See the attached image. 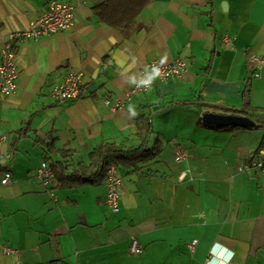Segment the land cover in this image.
I'll list each match as a JSON object with an SVG mask.
<instances>
[{
    "label": "crops",
    "instance_id": "0c3cea01",
    "mask_svg": "<svg viewBox=\"0 0 264 264\" xmlns=\"http://www.w3.org/2000/svg\"><path fill=\"white\" fill-rule=\"evenodd\" d=\"M47 1L0 0V57L8 33L26 29ZM55 1L73 7L72 28L14 41L16 89L0 96V135L7 137L0 153L12 155L0 159V264H206L210 249L207 264H264V172L239 171L258 149L264 120L249 117L253 129L200 124L206 112L230 114L220 109L240 110L245 102L264 112V68L251 78L247 64L248 53L264 55V0H150L125 32L93 16L92 5L105 0ZM223 37L230 45L221 44ZM177 58L187 64L183 77H151L147 92L125 99L140 70ZM69 70L83 73L81 97L58 102L52 87ZM102 97L120 107L111 111ZM185 101L213 108L171 106ZM152 112L147 148L157 143L158 156L140 171H121L115 214L105 204L103 182L64 187L56 181L48 192L18 173L30 172L45 155L62 160L59 152L41 150L48 139L72 155L66 174L89 164L102 142L136 148L135 118ZM178 147L184 148L180 162ZM182 171L187 177L179 181ZM4 173L10 185L1 184ZM131 237L139 254L129 251ZM4 246L18 255L7 256Z\"/></svg>",
    "mask_w": 264,
    "mask_h": 264
},
{
    "label": "built area",
    "instance_id": "2783aa9c",
    "mask_svg": "<svg viewBox=\"0 0 264 264\" xmlns=\"http://www.w3.org/2000/svg\"><path fill=\"white\" fill-rule=\"evenodd\" d=\"M73 25L72 7L65 3H59L50 0L46 3L43 13L36 19L29 22L28 27L24 30L9 33L8 42L4 45L0 60V96L7 97L11 95L15 89V81L17 78V70L15 67V54L13 51V42L24 38H37L41 36H50L69 30ZM223 46L230 45L227 37L221 39ZM247 64L249 66L250 77L258 78L261 70L264 68V55L247 54ZM187 71L185 60L176 59L169 64H160L152 62L147 67L139 71L137 81L134 86L125 94L126 99L145 93L150 87L151 77H155L158 81H167L171 78H180ZM83 75L79 71L69 70L63 77L62 81L52 87L51 96L59 102H67L76 100L79 96L82 85ZM102 102L105 106L110 107L114 111L119 107V103L111 104L107 99L103 98ZM6 142L5 136H0V144ZM9 156V153L6 154ZM184 157V148L178 147L175 155V161L180 162ZM243 171L264 172V150H260L252 155L240 168ZM186 176V171L181 172L178 179L182 180ZM36 179L44 186L53 183V172L49 165L41 163L35 171ZM106 199L105 203L111 212L118 211V199L121 193V180L117 169L109 166L106 170L105 178ZM3 185H8L10 179L8 175L2 179ZM197 241L193 240L187 247L190 251L196 246ZM130 251L139 253L140 247L135 239L131 240ZM4 253L9 257H16L19 253L18 249L5 247ZM207 263L212 259V250L209 251ZM206 263V264H207ZM12 264H21L14 261Z\"/></svg>",
    "mask_w": 264,
    "mask_h": 264
},
{
    "label": "trees",
    "instance_id": "16d2710c",
    "mask_svg": "<svg viewBox=\"0 0 264 264\" xmlns=\"http://www.w3.org/2000/svg\"><path fill=\"white\" fill-rule=\"evenodd\" d=\"M150 0H105L92 5V13L98 22L115 29L120 32H125L131 28L136 27V18L141 11L147 6ZM184 106L191 107L194 105L204 108H213L212 106L200 102H180L172 103L171 106ZM218 108V107H214ZM162 108L154 109V113L159 112ZM224 112H228L232 115L244 116L247 118H260L264 120V112L260 109L250 106L248 103H244L240 110L235 109H220ZM139 115L135 118V136L140 140V144L136 148H130L126 151L122 144L115 142H102L96 145L89 154V164H77L69 174L65 173L66 160L72 155L64 152V150H56L55 140L48 139L45 143V148L41 149L43 152L56 153L61 155V161L53 162L45 155L46 160L50 161V165L53 168L55 181L61 183L64 187H77L86 183H99L103 182L105 173L110 165H115L120 171H140L146 164L153 162L158 156L159 149L157 143L147 148V142L149 136L153 133L151 116ZM200 124L204 127L215 128L217 130L222 129H241L238 127H218L214 125L205 124L202 121ZM252 128L247 129H253ZM245 129V128H244ZM35 145L43 146V142L39 139L33 140ZM264 149V135L258 146V149L252 154H256L260 150ZM1 169V166H0Z\"/></svg>",
    "mask_w": 264,
    "mask_h": 264
},
{
    "label": "bare ground",
    "instance_id": "6f19581e",
    "mask_svg": "<svg viewBox=\"0 0 264 264\" xmlns=\"http://www.w3.org/2000/svg\"><path fill=\"white\" fill-rule=\"evenodd\" d=\"M50 1V0H49ZM55 1V0H54ZM48 2V1H47ZM59 3H61V2H59ZM65 4H67V3H65ZM69 5V4H68ZM46 6V5H45ZM71 6V5H70ZM72 7V6H71ZM45 8V7H44ZM72 11H73V7H72ZM36 19V18H35ZM34 20V19H33ZM32 21V20H31ZM30 22V21H29ZM73 23H74V15H73ZM29 24V23H28ZM73 26V25H72ZM28 27V26H27ZM26 27V28H27ZM72 28V27H71ZM70 28V29H71ZM69 29V30H70ZM68 31V30H67ZM66 32V31H65ZM11 33H13V32H11ZM63 33V32H62ZM9 34V33H8ZM51 36V35H50ZM41 37H49V36H41ZM37 38H39V37H37ZM8 42V35H7V40H6V42H5V44ZM4 44V45H5ZM4 45H3V48H4ZM12 48H13V46H12ZM3 50V49H2ZM15 54V53H14ZM1 55H2V51H1ZM177 59H180V58H177ZM0 60H1V57H0ZM176 60V59H175ZM183 60V59H182ZM14 62H15V60H14ZM173 62V61H172ZM161 64V63H160ZM169 64V63H168ZM15 67H16V65H15ZM147 67V66H146ZM144 69V68H143ZM16 70H17V68H16ZM141 71V70H140ZM80 72V71H79ZM187 72V71H186ZM82 73V72H81ZM17 75H18V70H17ZM82 75H83V73H82ZM65 76V75H64ZM183 77V76H182ZM181 78V77H180ZM156 79V78H155ZM171 79H173V78H171ZM157 80V79H156ZM170 80V79H169ZM169 80H167V81H169ZM158 81V80H157ZM160 82H162V81H160ZM163 82H166V81H163ZM82 83H83V79H82ZM16 85V84H15ZM150 86H151V81H150ZM81 88H82V85H81ZM81 88H80V92H79V96H78V98L76 99V100H73V101H67V102H74V101H77V100H79L80 99V97H81ZM150 88V87H149ZM129 91V90H128ZM127 91V92H128ZM126 92V93H127ZM147 92V91H146ZM125 93V94H126ZM143 94V93H142ZM103 98H105V99H107L111 104H114V103H112L108 98H106V97H102L101 98V101H102V99ZM132 98V97H131ZM131 98H129V99H131ZM125 99H126V97H125ZM128 99V100H129ZM59 102V101H58ZM67 102H63V103H67ZM103 103V102H102ZM115 103H117V102H115ZM119 103V102H118ZM107 107V106H106ZM119 107H120V103H119ZM119 107H117L114 111H116ZM109 109H110V107H108ZM111 110V109H110ZM112 111V110H111ZM0 136H4V135H0ZM5 138H6V142L5 143H3V145H6L7 144V137L5 136ZM264 150V149H263ZM7 153H9V156L7 157L6 156V154ZM1 157H4V158H6L7 160L8 159H11V157H12V155H11V151L8 149V150H6L5 151V154H1L0 153V159H1ZM184 158V157H183ZM41 163H46L47 165H49L50 167H51V165H50V163L48 162V161H46V160H44V161H42ZM41 163H40V165H41ZM39 165V166H40ZM110 166H114L116 169H117V172L119 173V175H120V180H121V185H122V175H121V171H120V169H118V167H116L115 165H110ZM38 168V167H37ZM36 168V169H37ZM36 169H35V171H36ZM51 169H52V172H53V183L51 184V185H49V186H44V185H42L37 179H36V177H35V179L39 182V184H41L42 186H44L45 188H47L48 189V192H52V188H53V186L55 185V176H54V171H53V168L51 167ZM183 172V171H182ZM106 174V173H105ZM181 174V173H180ZM179 174V175H180ZM5 175H8V177H9V179H10V183L8 184V185H10L11 184V182H12V180H11V177H10V175H9V173H4V175H3V178L5 177ZM179 175H178V177H179ZM187 177V171H186V176L182 179V180H184L185 178ZM2 178V179H3ZM2 179H1V181H2ZM179 180V179H178ZM182 180H179V181H182ZM103 183H104V185H105V182L103 181ZM2 184V183H1ZM3 185V184H2ZM120 188H121V186H120ZM121 190V189H120ZM120 195H121V193H120ZM106 199V198H105ZM119 199H120V196H119ZM119 199H118V211H119ZM106 204V203H105ZM107 206V205H106ZM108 208V207H107ZM109 209V208H108ZM109 211L111 212V210L109 209ZM117 211V212H118ZM117 212H115V213H117ZM111 213H113V212H111ZM115 213H113V214H115ZM132 239H135L136 241H137V239L135 238V237H131V239H130V245H131V240ZM137 243H138V241H137ZM130 245H129V251H130ZM138 245H139V243H138ZM139 247H140V245H139ZM212 249H210V251H211ZM140 252H141V247H140ZM139 252V253H140ZM130 253H132V254H139V253H133V252H131L130 251Z\"/></svg>",
    "mask_w": 264,
    "mask_h": 264
},
{
    "label": "water",
    "instance_id": "95a60500",
    "mask_svg": "<svg viewBox=\"0 0 264 264\" xmlns=\"http://www.w3.org/2000/svg\"><path fill=\"white\" fill-rule=\"evenodd\" d=\"M95 74L93 78H95ZM201 121L205 124L214 125L218 127H238V128H252L254 123L247 117L232 115V114H221V113H210L206 112L202 115Z\"/></svg>",
    "mask_w": 264,
    "mask_h": 264
},
{
    "label": "rangeland",
    "instance_id": "374dc122",
    "mask_svg": "<svg viewBox=\"0 0 264 264\" xmlns=\"http://www.w3.org/2000/svg\"><path fill=\"white\" fill-rule=\"evenodd\" d=\"M34 159V161H35V158H33ZM8 163H7V165L10 163L9 161H7ZM42 161H40L39 162V164L34 168V169H32L30 172H26L25 170L26 169H24V168H20V169H18V173H20L21 175H25L26 177H28V178H30V179H32L33 181H36L35 179H34V177H35V169L37 168V167H39V165H40V163H41ZM16 178V180H17V177H15ZM15 180V179H14ZM4 247H6V246H4ZM4 249V248H3Z\"/></svg>",
    "mask_w": 264,
    "mask_h": 264
}]
</instances>
